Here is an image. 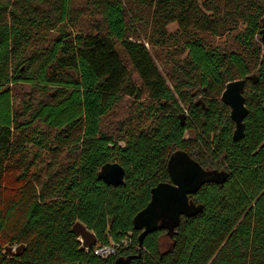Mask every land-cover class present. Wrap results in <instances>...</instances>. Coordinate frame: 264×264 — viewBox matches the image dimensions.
<instances>
[{"label":"trees","instance_id":"trees-1","mask_svg":"<svg viewBox=\"0 0 264 264\" xmlns=\"http://www.w3.org/2000/svg\"><path fill=\"white\" fill-rule=\"evenodd\" d=\"M263 26L264 0H0V264H264ZM243 78L250 111L235 141L221 95ZM124 96L150 122L115 138L102 120ZM176 150L230 176L139 248L133 218ZM115 161L119 186L99 177ZM112 243L116 254H95Z\"/></svg>","mask_w":264,"mask_h":264},{"label":"water","instance_id":"water-1","mask_svg":"<svg viewBox=\"0 0 264 264\" xmlns=\"http://www.w3.org/2000/svg\"><path fill=\"white\" fill-rule=\"evenodd\" d=\"M260 37L264 43V26ZM249 79L258 80V75L252 74ZM247 78L236 79L226 84L221 100L230 107V117L235 123L233 139L244 138L246 134V118L249 107L244 95ZM202 102V101H200ZM168 171L171 181L160 182L151 190V199L133 218L138 235L139 248H143L145 237L157 230L167 229L170 234L180 225L182 216H194L202 212L203 204L196 203L191 195L195 194L204 184H224L230 173L227 170H218L204 167L187 151H174L168 161ZM99 177L107 184L119 186L125 182L126 169L118 161L105 163ZM130 258H119L116 264H129Z\"/></svg>","mask_w":264,"mask_h":264},{"label":"rangeland","instance_id":"rangeland-1","mask_svg":"<svg viewBox=\"0 0 264 264\" xmlns=\"http://www.w3.org/2000/svg\"><path fill=\"white\" fill-rule=\"evenodd\" d=\"M168 29L170 32H174L178 29V24L173 23L168 26ZM215 42L226 46L233 43V37H230L229 35H223L221 37L215 38ZM160 51H162V49H159L158 51L155 48H152V53L157 63L160 65L163 74L168 78V81L170 82L169 74H172L173 65L172 63L166 64L164 62L166 60V52L165 54H163L164 52L159 54ZM134 77L137 81H139L136 73H134ZM27 90L28 87L26 86L17 87V91L19 92L20 96L24 94L23 91ZM141 109L142 108H140L139 103L135 100V98L124 96L123 99L103 118L102 130L107 134L118 138L125 135L126 132L133 127H135L136 129L139 127L147 126L150 121L145 118V114L143 115ZM191 136L192 132L189 131L187 133V137ZM122 144H124V141H122ZM212 166L217 167L218 165ZM218 168L221 167L218 166Z\"/></svg>","mask_w":264,"mask_h":264},{"label":"built area","instance_id":"built-area-1","mask_svg":"<svg viewBox=\"0 0 264 264\" xmlns=\"http://www.w3.org/2000/svg\"><path fill=\"white\" fill-rule=\"evenodd\" d=\"M123 244L125 246H128L130 243V241L128 239L124 240ZM121 246V244H117V243H112L109 245H100L95 247V254L101 257H108L111 255L116 254L118 248Z\"/></svg>","mask_w":264,"mask_h":264},{"label":"flooded vegetation","instance_id":"flooded-vegetation-1","mask_svg":"<svg viewBox=\"0 0 264 264\" xmlns=\"http://www.w3.org/2000/svg\"><path fill=\"white\" fill-rule=\"evenodd\" d=\"M228 106V105H227ZM230 108V107H229ZM234 122V121H233ZM235 129V128H234ZM234 132V131H233ZM213 169H218V170H223V168H216V167H213ZM224 170H226V169H224ZM228 171V170H227ZM169 172V171H168ZM230 173V172H229ZM169 181H171V176H170V180ZM210 183V182H209ZM216 184V183H215Z\"/></svg>","mask_w":264,"mask_h":264}]
</instances>
